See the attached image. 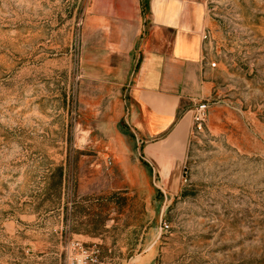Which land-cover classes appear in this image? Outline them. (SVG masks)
I'll use <instances>...</instances> for the list:
<instances>
[{"label": "rangeland", "instance_id": "rangeland-1", "mask_svg": "<svg viewBox=\"0 0 264 264\" xmlns=\"http://www.w3.org/2000/svg\"><path fill=\"white\" fill-rule=\"evenodd\" d=\"M89 2L0 0V264H264V0H208L213 90L173 195L104 135Z\"/></svg>", "mask_w": 264, "mask_h": 264}, {"label": "crops", "instance_id": "crops-1", "mask_svg": "<svg viewBox=\"0 0 264 264\" xmlns=\"http://www.w3.org/2000/svg\"><path fill=\"white\" fill-rule=\"evenodd\" d=\"M207 10L208 0H90L83 20L81 68L109 146L137 155L134 168L167 195L179 190L192 109L213 90Z\"/></svg>", "mask_w": 264, "mask_h": 264}, {"label": "built area", "instance_id": "built-area-1", "mask_svg": "<svg viewBox=\"0 0 264 264\" xmlns=\"http://www.w3.org/2000/svg\"><path fill=\"white\" fill-rule=\"evenodd\" d=\"M208 66L210 68L215 67V63H209ZM208 110L207 101H200L196 103L192 109V119H191V128L200 127L206 118ZM168 226L166 224L162 225L163 230H166ZM76 248L78 250V254L76 256V264H100L98 258V250L95 247L86 248L82 247L80 244H76Z\"/></svg>", "mask_w": 264, "mask_h": 264}]
</instances>
